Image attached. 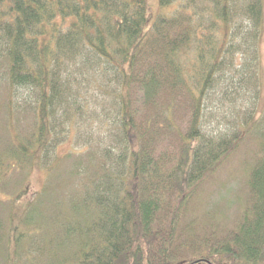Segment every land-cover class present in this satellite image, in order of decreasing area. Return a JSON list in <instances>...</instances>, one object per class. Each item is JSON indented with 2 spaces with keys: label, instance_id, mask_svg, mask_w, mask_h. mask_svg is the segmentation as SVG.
I'll list each match as a JSON object with an SVG mask.
<instances>
[{
  "label": "trees",
  "instance_id": "obj_1",
  "mask_svg": "<svg viewBox=\"0 0 264 264\" xmlns=\"http://www.w3.org/2000/svg\"><path fill=\"white\" fill-rule=\"evenodd\" d=\"M159 3L148 26V0H0V197L45 174L0 264H264L263 0ZM245 135L248 205L200 229L197 183Z\"/></svg>",
  "mask_w": 264,
  "mask_h": 264
},
{
  "label": "rangeland",
  "instance_id": "obj_2",
  "mask_svg": "<svg viewBox=\"0 0 264 264\" xmlns=\"http://www.w3.org/2000/svg\"><path fill=\"white\" fill-rule=\"evenodd\" d=\"M178 3L162 7L159 0H148L149 5V23L158 14H171L177 7ZM260 94L256 107V118L262 117L264 109V0H263V22L260 35ZM255 142L252 137L245 135L235 149L231 150L213 171L207 173L202 180L197 183L198 191L195 194V199L192 202L191 216L196 219V224L201 228L208 227L214 224L222 230L231 229L239 220L242 212L248 205L249 190L248 164H252L253 155L255 154ZM71 148L70 142L64 146V150L68 151ZM45 180V174L39 169L33 171L30 177L29 188L24 190V196L17 202H12L9 196L0 197V259L3 249H7V234L9 226H20L21 221L29 216H26L24 211L27 210L28 204L36 199V194L41 190ZM14 200V199H13ZM46 210H51V205L54 202L51 199H45ZM46 212V211H45ZM211 216H214L211 222ZM35 219V213L33 214ZM211 222V223H210ZM22 229L25 227L21 226ZM49 233L48 238H52L54 228H46ZM28 239V238H27ZM26 242V241H24ZM26 242V247H27ZM51 244V240L48 242ZM6 248H5V247ZM13 249V247H8Z\"/></svg>",
  "mask_w": 264,
  "mask_h": 264
}]
</instances>
